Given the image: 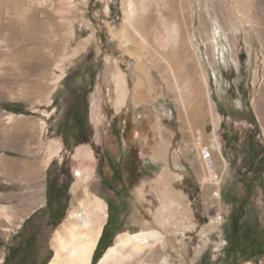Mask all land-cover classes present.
I'll return each instance as SVG.
<instances>
[{"label": "rangeland", "instance_id": "1", "mask_svg": "<svg viewBox=\"0 0 264 264\" xmlns=\"http://www.w3.org/2000/svg\"><path fill=\"white\" fill-rule=\"evenodd\" d=\"M138 29L146 43L136 47ZM120 72L127 98L116 107ZM81 85L91 87L88 138L67 148L58 131ZM251 118L264 146V0H0V264L22 227L48 239V264L55 233L85 190L107 205L112 246L125 232L165 235V250L156 246L141 264L162 255L170 264H231L224 231L248 195L238 182L233 138L240 144L254 132ZM198 131L203 142L216 137L221 149L220 199L207 185ZM112 171L125 181L122 193L110 189L118 186ZM55 175L70 182L61 221H50L46 208ZM142 181L182 196L175 224L154 222L158 204L150 185L137 194ZM246 207L263 226L258 183ZM235 264H264V256Z\"/></svg>", "mask_w": 264, "mask_h": 264}, {"label": "bare ground", "instance_id": "2", "mask_svg": "<svg viewBox=\"0 0 264 264\" xmlns=\"http://www.w3.org/2000/svg\"><path fill=\"white\" fill-rule=\"evenodd\" d=\"M134 34L139 39L137 41L133 40L134 45L136 47L141 46V44L145 45L146 41L142 34L139 33V29L134 31ZM115 82V105L116 107H122L127 98L125 79L122 72L116 76ZM139 86L140 83L138 82L137 88ZM256 104L258 112H260L261 108L258 106V102ZM12 118V115L7 116L8 120H12ZM78 152L82 153V151ZM55 153L56 150L54 149L49 151L47 162ZM31 171L36 174L38 170L32 168ZM159 183V181H156L153 183L156 184L154 186L151 183L148 184L142 181L136 191L137 194L144 196L145 186L150 185L152 187L150 193L155 197L158 204V208L153 213V220L160 228L166 227L167 229L180 218L178 205L182 196L172 192L166 187L167 185L160 189L158 187ZM74 200L65 222L55 233L53 243L54 256L48 264H91L92 262L94 250L108 216L107 205L101 198L90 194L86 190L83 191L81 198L76 199L75 197ZM156 246L161 250L166 248V237L158 230L152 229L136 234L125 232L117 236L115 244L107 249L97 264H141L142 259L146 255L150 256V258L154 256ZM157 264H170L169 257L162 255Z\"/></svg>", "mask_w": 264, "mask_h": 264}, {"label": "trees", "instance_id": "3", "mask_svg": "<svg viewBox=\"0 0 264 264\" xmlns=\"http://www.w3.org/2000/svg\"><path fill=\"white\" fill-rule=\"evenodd\" d=\"M90 78V85L93 86V75ZM70 79L71 74H68L62 83L67 85ZM77 88H73L74 95L75 92H79L67 106L62 119L61 131H58V135L62 137L63 143L67 148L72 147L70 140L75 145L88 138L87 96L91 92V87L86 88L85 85H81ZM6 110H9L8 106ZM247 122L249 125L254 126V132L247 133L240 144H238L237 136L233 138L235 148L238 147L237 154L241 158L240 166L237 169L238 182L243 184L245 192L248 195L244 198L245 200L240 198L239 204H236L232 208L229 214L228 226L224 231L225 239L228 243L227 255L230 257L231 264H235L238 260L248 262L252 258L264 256V225L261 226L255 212L246 207L249 196L253 191L254 183H258L264 200V185L262 182L264 175V146L255 139L259 133L258 127L255 124L256 122L252 118L251 120H247ZM226 144L229 146V142L226 141ZM60 173L66 174V172H62V168H60ZM112 173L115 175L113 171ZM69 185V181L59 183L58 175L52 178L49 177L46 188V208L50 221H61L65 218L69 204L66 195ZM110 189L116 192L115 188ZM108 209L110 210L109 204ZM109 219L110 215L94 250L91 264H97L106 250L112 246L111 239L106 241V228L109 224ZM249 249H253L256 252L247 253Z\"/></svg>", "mask_w": 264, "mask_h": 264}, {"label": "flooded vegetation", "instance_id": "4", "mask_svg": "<svg viewBox=\"0 0 264 264\" xmlns=\"http://www.w3.org/2000/svg\"><path fill=\"white\" fill-rule=\"evenodd\" d=\"M133 171V169L127 170L126 175L132 176ZM112 181L118 183L117 194L122 193L123 189L126 188L125 181L119 176L113 175ZM119 197L117 203L123 205V198ZM6 251L3 264H46L52 249L42 232L22 227L14 234V243L9 244ZM250 252L256 251L247 250V253Z\"/></svg>", "mask_w": 264, "mask_h": 264}, {"label": "built area", "instance_id": "5", "mask_svg": "<svg viewBox=\"0 0 264 264\" xmlns=\"http://www.w3.org/2000/svg\"><path fill=\"white\" fill-rule=\"evenodd\" d=\"M197 144L199 148V155L200 159L203 162L204 169H205V176L207 180V185L212 186V195L215 199L221 198V190L219 188L221 178L216 169V156L222 155L221 149L219 147V143L217 142L216 137H212L211 139L207 140V142H203L200 138L201 131L197 133ZM224 245L226 246V241L224 240Z\"/></svg>", "mask_w": 264, "mask_h": 264}]
</instances>
